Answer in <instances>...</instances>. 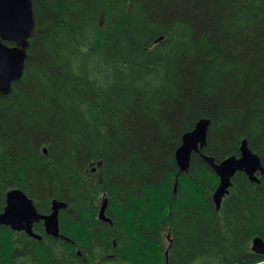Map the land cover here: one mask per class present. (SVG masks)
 <instances>
[{
	"label": "trees",
	"instance_id": "trees-1",
	"mask_svg": "<svg viewBox=\"0 0 264 264\" xmlns=\"http://www.w3.org/2000/svg\"><path fill=\"white\" fill-rule=\"evenodd\" d=\"M32 2L24 74L0 95V215L12 189L40 214L67 208L60 239L0 225V264H264V174L237 173L218 211L202 158L247 140L264 167V0Z\"/></svg>",
	"mask_w": 264,
	"mask_h": 264
},
{
	"label": "water",
	"instance_id": "water-1",
	"mask_svg": "<svg viewBox=\"0 0 264 264\" xmlns=\"http://www.w3.org/2000/svg\"><path fill=\"white\" fill-rule=\"evenodd\" d=\"M38 29L32 0H0V95H9L13 84L18 82L25 69V63L30 49V40ZM7 43L12 44L8 46ZM209 121L200 120L194 130L183 137V144L177 150L176 159L182 171L188 170L192 154H198L206 146ZM203 159L209 161L207 157ZM220 180L214 196L215 203H222V199L232 187V179L238 172H244L252 182L258 183L255 174L261 170L259 157L250 151L247 142L241 147L239 158L230 157L224 160L220 167L214 168ZM54 212L50 215H41L33 202L21 191H12L8 194L6 215L0 217V223L10 225L14 230H25L34 236L32 227L38 221H43L48 233L58 236L60 209L66 205L53 202ZM253 251L264 253V241L255 238L252 241Z\"/></svg>",
	"mask_w": 264,
	"mask_h": 264
},
{
	"label": "bare ground",
	"instance_id": "bare-ground-1",
	"mask_svg": "<svg viewBox=\"0 0 264 264\" xmlns=\"http://www.w3.org/2000/svg\"><path fill=\"white\" fill-rule=\"evenodd\" d=\"M33 39V38H32ZM163 39V38H162ZM25 66H26V63H25ZM25 70V69H24ZM98 73V72H97ZM96 73V74H97ZM101 73V72H100ZM23 74H24V71H23ZM169 81V80H168ZM155 84V83H154ZM162 84V83H161ZM100 85V84H99ZM150 85V84H149ZM155 86V85H154ZM166 87V86H165ZM158 88V87H157ZM153 89V88H152ZM164 89V88H163ZM146 91V90H145ZM148 94V93H147ZM149 96V95H148ZM205 118V117H204ZM207 120V119H206ZM209 121V126H210V120H208ZM208 130H209V127H208ZM188 134V133H187ZM185 136V135H184ZM207 136H208V132H207ZM244 141H246L247 142V140H244ZM243 141V142H244ZM242 142V143H243ZM182 144H183V140H182ZM206 145H207V142H206ZM182 146V145H181ZM180 146V147H181ZM241 147H242V144H241ZM241 147H240V153H241ZM247 147H248V142H247ZM205 148V147H204ZM203 148V149H204ZM202 149V150H203ZM248 149L250 150V151H252L249 147H248ZM200 151V153H198V154H201L202 155V152L203 151ZM44 153H47V149H45L44 150ZM176 154H177V152H176ZM176 154H175V159H176ZM193 154H195V153H193ZM193 154H192V156H193ZM196 155V154H195ZM203 156L204 157H207L208 159H209V161H206L205 159H204V161L213 169V171H214V173L216 174V171H215V167H220L221 166V164H222V162L221 163H219V164H217L216 162H215V159L214 158H212V157H209V156H205L204 154L202 155V158H203ZM258 156V155H257ZM232 157H235V156H232ZM259 157V156H258ZM192 158V157H191ZM237 158V157H236ZM259 159H260V157H259ZM176 161H177V159H176ZM191 161V160H190ZM260 162H261V170H259V172H257L256 174H255V177L256 178H258V183H256V182H254V183H256V184H259L260 183V180H259V176H258V174H261V175H263L264 174V167H263V164H262V161H261V159H260ZM177 164H178V162H177ZM178 167H179V165H178ZM190 167V166H189ZM179 169H180V167H179ZM189 169V168H188ZM88 172H89V170H87ZM180 171L181 172H187L188 170H186V171H182L181 169H180ZM96 172V169H94L93 170V173H95ZM87 173V172H86ZM239 173V172H238ZM242 173H244V172H242ZM237 174V173H236ZM236 174H235V176H236ZM245 174V173H244ZM217 175V174H216ZM86 176V175H85ZM234 176V177H235ZM234 177H233V179H234ZM233 179H232V186H233ZM250 179V178H249ZM177 180V179H176ZM251 181V180H250ZM219 184H220V182H219ZM176 186V185H175ZM218 188V187H217ZM232 188V187H231ZM230 188V189H231ZM230 189L228 190V193L227 194H225L224 195V197H223V199H222V203H223V200H224V198L230 193ZM15 190H17V191H21L26 197H28L22 190H20V189H12V190H10L9 192H8V194L10 193V192H12V191H15ZM177 190V189H176ZM175 192V191H174ZM216 192H217V189H216ZM216 192L214 193V195H213V202L215 203V198H214V196H215V194H216ZM176 193V192H175ZM8 194H7V205H6V207L8 206ZM29 198V197H28ZM30 199V198H29ZM101 199V198H100ZM32 202H33V200L32 199H30ZM54 201H56L57 203H61V204H64V205H66V203H64L63 201H58V200H54ZM53 201V202H54ZM53 202H52V212L51 213H53L54 212V210H53ZM222 203L220 204V205H218V208H220L221 209V207H222ZM216 204V203H215ZM33 205H34V203H33ZM105 205V204H104ZM107 205V204H106ZM101 206V205H100ZM34 207H35V205H34ZM36 208V207H35ZM66 208H67V205H66ZM65 208V209H66ZM216 208H217V204H216ZM6 209V208H5ZM105 209V208H104ZM220 209H217L218 211H220ZM37 210V209H36ZM63 209H60L59 210V212H58V216H59V230H58V236H54V235H52V234H49L48 233V230H47V227H46V225L44 224V222L43 221H38V222H36V223H34L33 224V227H32V231H33V234H34V236H31V235H29L25 230H13L12 229V227L10 226V225H5V224H1L0 223V225H2V226H8V227H10L12 230L11 231H16V232H25V233H27V235H29L30 236V238L32 237V238H34V239H36V241L37 240H42V237L41 236H39L38 235V233L36 234L34 231V226L37 224V223H39V222H43V224H44V226L43 227H45L44 228V230L46 229V232H45V235H46V233H47V235H49V236H51V237H54V238H59L60 239V237H62L63 238V236L61 235V233H60V211H62ZM38 211V210H37ZM106 211V210H105ZM39 213V212H38ZM50 213V214H51ZM99 213V212H98ZM108 213V212H107ZM106 213V214H107ZM40 214V213H39ZM50 214H46V215H50ZM6 215V212H5V210H3V213L0 215V217L2 218L3 216H5ZM41 215H43V214H41ZM101 217H103V216H101ZM105 217V216H104ZM106 218V217H105ZM102 219V218H101ZM101 221V220H100ZM104 223V222H103ZM109 223V222H108ZM42 225V224H41ZM42 227V228H43ZM17 234H19V233H17ZM21 234V233H20ZM45 237V236H44ZM259 238V237H258ZM169 239H170V236H169ZM29 240V239H28ZM28 240H27V242H28ZM31 240V239H30ZM43 241V240H42ZM18 242V241H17ZM24 242V241H23ZM45 242V241H44ZM65 242V241H64ZM20 245V244H19ZM72 247H74V246H72ZM59 248V247H58ZM118 248V247H117ZM122 248V247H121ZM121 248H120V250H121ZM252 249H253V244H252ZM53 251V250H52ZM61 251V250H60ZM77 251V250H76ZM99 251V250H98ZM253 251V250H252ZM55 252V251H54ZM254 252V251H253ZM45 253V252H44ZM63 253V252H62ZM255 253V252H254ZM82 254V253H81ZM257 254V253H256ZM65 255V254H64ZM93 255V254H92ZM111 255V254H110ZM118 255V254H117ZM168 255V251L166 252V256ZM258 255H261V256H264V253L263 254H258ZM80 256V255H79ZM22 257V256H21ZM20 257V258H21ZM63 257V256H62ZM129 257V256H128ZM24 258V257H23ZM53 259V258H52ZM89 259V258H88ZM95 259V258H94ZM18 260V259H17ZM81 260V259H80ZM12 261V260H11ZM29 261H30V258H29ZM90 263V262H89ZM14 264V263H13ZM16 264V263H15ZM26 264V263H25Z\"/></svg>",
	"mask_w": 264,
	"mask_h": 264
},
{
	"label": "rangeland",
	"instance_id": "rangeland-1",
	"mask_svg": "<svg viewBox=\"0 0 264 264\" xmlns=\"http://www.w3.org/2000/svg\"><path fill=\"white\" fill-rule=\"evenodd\" d=\"M177 162V161H176Z\"/></svg>",
	"mask_w": 264,
	"mask_h": 264
}]
</instances>
